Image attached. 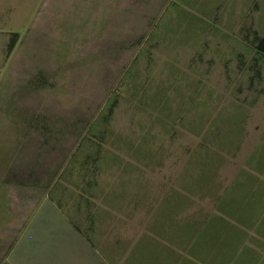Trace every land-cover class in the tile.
Listing matches in <instances>:
<instances>
[{
  "label": "rangeland",
  "instance_id": "rangeland-1",
  "mask_svg": "<svg viewBox=\"0 0 264 264\" xmlns=\"http://www.w3.org/2000/svg\"><path fill=\"white\" fill-rule=\"evenodd\" d=\"M227 1L0 0V164L13 175L0 176V196L11 198L5 204L30 210L52 187L71 215L69 195L79 178L63 177L64 168L90 152L80 144L88 131L104 130L108 153L93 201L103 209L113 203L108 211L119 225L99 214L100 250L117 234L119 246L151 236L172 211L178 221L202 212L218 219L212 218L228 239L246 232L245 260L264 264L258 191L264 190V59L253 66L243 40L251 19L238 17L254 1L233 0L232 17L223 14ZM13 33L19 37L8 54ZM116 88L119 105L110 124H100ZM174 115L184 117L182 125L165 133L162 119ZM140 143L149 153L134 157ZM171 191L189 200L172 210L162 202ZM131 193L143 199L138 207L127 206ZM17 216L0 233V256L25 220ZM75 218L82 226L84 214ZM53 219L36 238L31 233L21 241L24 264H108L59 216ZM117 257V264L125 262Z\"/></svg>",
  "mask_w": 264,
  "mask_h": 264
},
{
  "label": "trees",
  "instance_id": "trees-1",
  "mask_svg": "<svg viewBox=\"0 0 264 264\" xmlns=\"http://www.w3.org/2000/svg\"><path fill=\"white\" fill-rule=\"evenodd\" d=\"M18 37L19 35L17 33L10 35L6 47L8 54L15 48ZM243 40L248 41V49L253 53L252 60L253 66H255L256 60L259 58L264 59V32L258 34L255 30H253V27H246V29H244ZM161 97L162 95H160V99ZM120 98V90L118 91V88H116L112 92L105 108L100 114V120H98L100 124H110L115 110L119 105ZM158 99L159 98H157V100ZM188 113H185L182 116H185ZM181 118L183 119L184 117L177 118L174 115L173 117H168L167 120L162 119L164 122L163 127L165 129L161 130L165 131V133L172 132L175 130L174 126L182 125ZM94 126H98L96 121L92 123L91 129ZM105 132L106 131L103 130L102 132H98L96 134L88 131V133L83 136L80 144L90 146V152L83 157L80 163H68L64 168L65 173L63 177L75 175L79 178L78 182L74 185L75 191L69 195V200L71 201L70 208L74 207L72 208L73 213L70 215L68 209L65 208L67 207V203L65 204L62 200L59 201V199H57L58 201L54 200L52 196V187L49 192H47L46 197L67 218L74 231L77 232L91 248L96 249L108 264H117V256L119 255H123L125 258V262L123 264H249L248 260H246L247 262L242 260L243 257H245L246 249L244 251L240 249L244 239L246 238V232L237 234L236 238L228 239V237L226 238L224 235L226 229L221 225L215 224L217 222L215 220L218 219L214 216L212 218L215 220H213L212 218H209L210 215L208 216V214L202 212L199 215H193V213H190V215L187 214L181 219V221H178L176 218V216H178L177 212L172 211L171 214H169L170 217H168V220L163 219L162 228L157 227L158 224L153 226V234L151 236L143 234L136 243H121L122 245L119 246L120 243L118 240H120V234H117V238L114 237L115 241H111V245H109L110 243H104L106 246H103L100 250L98 241L101 240L105 232V230L101 227L105 223H101V226H98L99 219L103 216L104 221H113V219H115L116 223L113 221V224L119 225L116 220V215L113 217L108 211L110 210V207L111 209H115L113 207V203L109 202V207L105 204L104 207L107 209H103V204H99V202L94 203L93 201H98V196H100L99 191L98 195L97 193L96 195L94 194V189L97 191L100 187V162L104 160L105 154L108 153V151L104 149L106 136ZM80 144L78 146L79 148ZM138 145H141V147L137 148ZM79 151L80 150L75 151L73 156H76V153L78 154ZM147 152L149 153V149L142 148V143H140L136 145L133 156L137 157L138 154H140V156L146 155ZM119 155L117 154L116 156L120 158ZM72 160H74V158L71 159V161ZM128 166H130V164H126V168H128ZM9 172L11 171H9L8 165L0 164V176H5L6 179L12 178L13 175L12 173L9 175ZM134 178H138V176ZM188 178L190 177L188 176ZM56 183L59 189L63 187L62 181L61 183L60 181H57ZM135 183H138V181ZM189 183L190 180H185L182 183V185H184L183 189L186 193L191 192L189 189ZM77 186H79V189ZM121 189L122 188L119 187V190ZM258 191L260 194H264V190ZM118 194H120V192H118ZM131 194V197L127 200V206L131 203L132 206L138 207V204H140L143 199H141V196L138 193ZM0 197H3V195ZM99 199L103 203H106L105 194H103L102 197H99ZM0 200H2L1 204L5 203V200L8 201V199ZM181 200L186 202L189 199L187 196L177 191H171L170 195L164 198L162 202L165 203L166 206H171V209L173 210V208H177L176 203L179 205ZM162 206L163 205H161V207ZM122 211L125 210H121L120 207H118V212L125 215ZM81 212L84 214L83 227L78 225L75 218L76 215ZM100 213H102L101 217H99ZM130 214H132V210L128 213L126 212V215ZM159 220L160 217L158 218V221ZM115 230L116 229L112 228L113 233ZM176 248L181 249V253L178 255L175 252Z\"/></svg>",
  "mask_w": 264,
  "mask_h": 264
},
{
  "label": "crops",
  "instance_id": "crops-1",
  "mask_svg": "<svg viewBox=\"0 0 264 264\" xmlns=\"http://www.w3.org/2000/svg\"><path fill=\"white\" fill-rule=\"evenodd\" d=\"M224 1V0H223ZM252 9L249 11V6H247L246 11L241 12V10L238 12V17L241 20H243L245 17L251 19V23L253 30H255L258 34H261L264 32V0H253ZM227 10L223 9L224 16L232 17L233 11H234V1L228 0L227 1ZM212 4V9H215V4ZM225 11V12H224ZM5 197H0V199H8L10 200V195H4ZM47 196V195H46ZM42 204H50V207L43 208ZM16 211V212H15ZM14 215H19L17 217H24L22 219H25L22 223V227L20 228V231L17 235V237L8 244V248L2 253L0 256V264L6 263V264H24V260L21 258V249L19 248V245L21 241L26 237V235L31 234V236H35V238L41 234L42 232L47 229V224L50 225L49 219H53V217L59 216L62 221H64L68 227L74 231V229L69 224L67 218L51 203L47 197H45V200L38 206V203L30 209V210H24L23 208L21 210L14 209V207H10L9 204H1L0 207V233H6L5 231L6 227L10 225V223H14L16 221V218ZM54 220V219H53ZM44 230H40L43 229ZM75 232V231H74ZM78 234L77 232H75ZM79 235V234H78ZM80 236V235H79ZM81 237V236H80ZM82 238V237H81ZM84 241V239L82 238ZM85 242V241H84ZM244 262H247L245 260V257L242 259Z\"/></svg>",
  "mask_w": 264,
  "mask_h": 264
}]
</instances>
